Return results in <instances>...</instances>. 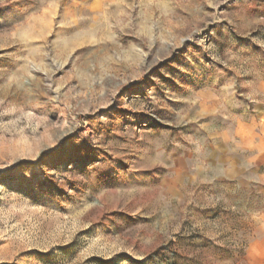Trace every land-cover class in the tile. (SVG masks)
<instances>
[{"label":"rangeland","instance_id":"rangeland-1","mask_svg":"<svg viewBox=\"0 0 264 264\" xmlns=\"http://www.w3.org/2000/svg\"><path fill=\"white\" fill-rule=\"evenodd\" d=\"M0 264H264V0H0Z\"/></svg>","mask_w":264,"mask_h":264}]
</instances>
